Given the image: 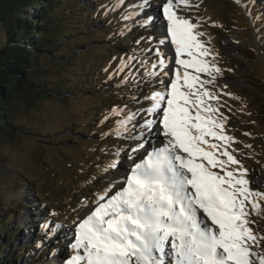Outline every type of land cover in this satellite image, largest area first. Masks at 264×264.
<instances>
[{
  "label": "snow or ice",
  "instance_id": "6c2138e0",
  "mask_svg": "<svg viewBox=\"0 0 264 264\" xmlns=\"http://www.w3.org/2000/svg\"><path fill=\"white\" fill-rule=\"evenodd\" d=\"M125 2L115 0L112 10ZM151 7V0L128 5L118 35L131 31L127 22L142 17L133 26L155 27L161 38L135 40L150 47L120 57L108 80L124 74L117 87L144 83L155 89V81L161 90L143 95V108L113 106L101 121L115 117L114 127L101 135L137 141L129 160L141 150L146 155L128 170L124 187L111 196L110 188L97 194L94 209L75 222L72 254L65 264H264V234L252 227L253 216L264 218V192L250 187L249 170L237 158L243 153L234 147L242 142L227 134L230 116L221 110L227 107L235 115L226 102L221 104V97H240L226 92L227 84L217 86L225 70L218 66V53L206 46L211 37L202 39L206 21L193 23L180 14L199 8V3L163 0L159 15L144 16ZM211 26L222 27L214 22ZM166 43L174 46V62L162 50ZM137 66L142 72L134 71ZM131 99L139 103L141 97L133 94ZM150 139L162 146L148 151ZM121 151L116 149L105 172L119 166Z\"/></svg>",
  "mask_w": 264,
  "mask_h": 264
},
{
  "label": "rangeland",
  "instance_id": "374dc122",
  "mask_svg": "<svg viewBox=\"0 0 264 264\" xmlns=\"http://www.w3.org/2000/svg\"><path fill=\"white\" fill-rule=\"evenodd\" d=\"M65 1L64 9L55 14V23L63 22L65 27L55 25L57 31L58 27L61 29L56 34L57 45L51 49L54 56L41 59L46 84H59L65 88L62 89L65 93L58 98L30 97V102L17 101L10 119L16 128L27 134L3 135L0 139V208L12 215L15 204L27 207L16 214L21 230L11 231L15 242L2 256L10 250L25 248L23 264L33 260L34 264H65L72 254L69 245L74 239L75 222L94 209L97 194L110 188L108 195L111 196L125 186L122 172L129 170L135 160H129L128 153L137 141L101 135L114 127L115 120L113 117L101 123L103 117L117 105L127 104L133 110L143 108L146 106L143 95L161 90L155 81H152L155 89L144 83L139 88L132 84L117 87L124 74L108 80L120 57L130 55L134 49L150 47L147 41L137 45L135 40L141 36L161 38L155 27L133 26L142 17L127 22L131 31L118 35L125 24L120 19L121 13L136 0H126L117 10H112L115 0ZM193 2L199 3V8L180 14L192 18L193 23L198 18L206 21L200 29L207 33L202 39L207 41L211 37V44L206 46L218 53V66L225 70L217 86L223 88L227 84L225 91L240 97L239 100L221 97V104L226 102L235 113H229L227 107L221 109L230 116L227 134L242 142L234 147L243 153H237V158L249 170L246 178L250 187L264 192V0ZM151 4L144 16L153 12L160 14L161 0H151ZM257 14H262V19ZM213 22L222 27H212ZM4 42L0 27V47ZM162 50L172 58L168 43ZM68 53L73 59L64 62L63 57ZM105 68H109V72L106 73ZM134 71L142 72V69L137 66ZM201 78L207 77L202 75ZM69 91L73 94L68 95ZM133 94L141 97L139 103L131 99ZM246 132L251 136L243 135ZM245 144L252 147L245 148ZM153 145L159 147L150 139L149 146ZM118 147L122 149L119 166L105 172L106 164L115 158L113 154ZM142 152L137 153L136 158L142 159ZM255 176L259 181L255 182ZM20 195H24L25 200L17 202ZM40 199L45 204L39 205ZM84 201L86 205L82 204ZM52 212L58 215L53 216ZM3 216L1 214L0 218ZM252 219L255 220L254 230L264 234V218L253 216ZM55 224L63 227L56 228ZM65 233L71 236L70 244ZM10 255L13 258L15 253Z\"/></svg>",
  "mask_w": 264,
  "mask_h": 264
},
{
  "label": "trees",
  "instance_id": "16d2710c",
  "mask_svg": "<svg viewBox=\"0 0 264 264\" xmlns=\"http://www.w3.org/2000/svg\"><path fill=\"white\" fill-rule=\"evenodd\" d=\"M65 5L64 0H0V27L5 36V42L0 47V139L3 135L27 134L16 128L10 119L13 105L17 101L30 102V97L58 98L65 93L62 90L65 88L59 84H46L48 80L41 64L43 57L54 56L51 49L53 45H57L55 38L61 29L58 27L57 31L55 25L65 27L63 22L55 23V14L63 10ZM262 16L259 15V18ZM124 41L128 43L127 39ZM125 43L123 45H126ZM63 58L64 62L67 59L71 61L73 55L68 53ZM70 93L72 92L69 91L68 95L73 94ZM23 200L24 195L16 199L17 202ZM39 201V205L45 204L43 199ZM21 208L26 209V206L15 204L12 215H9L5 208H0V215L4 214L0 218V264H23L21 259L26 253L25 248L10 250L9 254H6L7 257L2 256L7 247L12 248L15 242L11 231L21 230V222H16V214ZM12 253H15L13 258L10 255ZM34 262L33 260L29 264Z\"/></svg>",
  "mask_w": 264,
  "mask_h": 264
},
{
  "label": "bare ground",
  "instance_id": "6f19581e",
  "mask_svg": "<svg viewBox=\"0 0 264 264\" xmlns=\"http://www.w3.org/2000/svg\"><path fill=\"white\" fill-rule=\"evenodd\" d=\"M162 3H163V0H161V4H162ZM151 11H152V10H151ZM168 47H169V49H170V51H171V56H172V58H173V62H174V56H175L174 46H171L170 43H168ZM170 67H171V65H170ZM153 141H154L155 144H158L159 147L162 146L161 143H160V141L155 140V139H153ZM148 149L151 150V147H148ZM140 160H141V158H136V159L133 161V165H134L135 163H138ZM129 169H130V168H129ZM122 173H123V178H122V180L124 181L125 178H126V175L128 174V170H127V171H124V172H122ZM257 181H259V180H258L257 177L255 176V182H257ZM120 189H121V188H120ZM120 189H119V190H120ZM113 195H114V194H113ZM84 218H85V217H84ZM84 218H83V219H84ZM64 236H65L66 238H68L67 241H69L68 243L70 244V240H71V236H70V234H69V233H68V234L65 233ZM68 243H66V244H68Z\"/></svg>",
  "mask_w": 264,
  "mask_h": 264
},
{
  "label": "water",
  "instance_id": "95a60500",
  "mask_svg": "<svg viewBox=\"0 0 264 264\" xmlns=\"http://www.w3.org/2000/svg\"><path fill=\"white\" fill-rule=\"evenodd\" d=\"M245 16H246V13H245Z\"/></svg>",
  "mask_w": 264,
  "mask_h": 264
}]
</instances>
